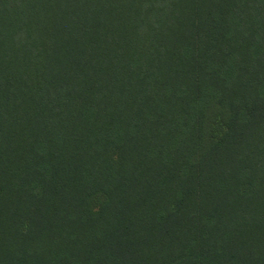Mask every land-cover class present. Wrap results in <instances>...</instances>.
I'll return each mask as SVG.
<instances>
[{
	"label": "trees",
	"instance_id": "16d2710c",
	"mask_svg": "<svg viewBox=\"0 0 264 264\" xmlns=\"http://www.w3.org/2000/svg\"><path fill=\"white\" fill-rule=\"evenodd\" d=\"M0 264H264V0H0Z\"/></svg>",
	"mask_w": 264,
	"mask_h": 264
}]
</instances>
